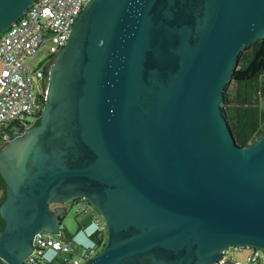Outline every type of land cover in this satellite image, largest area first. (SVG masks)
<instances>
[{"label":"water","instance_id":"water-1","mask_svg":"<svg viewBox=\"0 0 264 264\" xmlns=\"http://www.w3.org/2000/svg\"><path fill=\"white\" fill-rule=\"evenodd\" d=\"M36 1L0 0V36ZM262 39L264 0H91L64 47L73 78L58 77L43 126L2 157L0 264H25L36 234H61L52 206L79 199L107 232L84 264L264 250V135L238 146L222 112L240 53ZM54 105L71 125L65 151L61 132L47 135Z\"/></svg>","mask_w":264,"mask_h":264},{"label":"built area","instance_id":"built-area-1","mask_svg":"<svg viewBox=\"0 0 264 264\" xmlns=\"http://www.w3.org/2000/svg\"><path fill=\"white\" fill-rule=\"evenodd\" d=\"M90 1L37 0L22 19L0 36V136L5 135L7 127L23 125L29 117L35 119L38 115L43 94L35 91V77L41 79L42 75L39 68H31L30 64L46 48L49 58L57 56L66 46L77 19ZM89 209V203L84 202L83 211ZM91 227L94 229L87 237L96 231H106L99 214L94 215ZM60 236L45 232L36 234L33 252L25 264H49L56 260L63 264H84L99 252L95 245L89 243L90 246L84 248L85 252L78 254V259H62L61 255L72 257L75 253L69 242ZM218 263L264 264V250L233 247L224 251Z\"/></svg>","mask_w":264,"mask_h":264},{"label":"trees","instance_id":"trees-1","mask_svg":"<svg viewBox=\"0 0 264 264\" xmlns=\"http://www.w3.org/2000/svg\"><path fill=\"white\" fill-rule=\"evenodd\" d=\"M45 105L46 101L40 97V108L35 117L36 126L41 123ZM222 112L238 146L244 148L253 145L264 135V39L240 53L238 65L225 90ZM0 180L2 181L1 177ZM90 225L91 223L84 230L81 226L79 233L83 230L87 236L91 231ZM69 238L73 240L74 237ZM87 239L100 251L106 246L107 232L96 231ZM49 264L63 263L56 260Z\"/></svg>","mask_w":264,"mask_h":264},{"label":"flooded vegetation","instance_id":"flooded-vegetation-1","mask_svg":"<svg viewBox=\"0 0 264 264\" xmlns=\"http://www.w3.org/2000/svg\"><path fill=\"white\" fill-rule=\"evenodd\" d=\"M69 52V47L62 49L56 57H51L49 58L44 64L42 63L39 68V72L41 73V88H39V94H43V98L46 101V105L44 110L47 108L48 104V97H49V90L50 87L55 84V86L58 83V77L64 75L66 78V82H69L73 77L67 76L64 74L65 72L68 73V69H65V66L63 65V61L66 59L67 55ZM73 75V74H72ZM63 92H62V97H63ZM55 109L53 111V114L51 115V119L49 120L47 127H48V136H55L57 133L61 132V137H60V143L61 146H59V149L62 151H65L67 148V143L68 139L71 136L70 129V121L66 117H62L63 112L60 111V107H57L56 105ZM43 110V111H44ZM42 111L41 115V123L39 126L35 125V121L33 124H30V127L26 126L24 128L23 125H14V126H9L6 128L5 135L0 136V177L2 181L0 180V228L1 232L5 228L6 222H5V207L10 200V195H11V183L8 180V175L9 173L7 170L5 171V168L2 165V157L6 150L12 146L16 145H23L28 138L31 136L32 132L35 130L41 128L43 126V120H44V113ZM26 124H29L26 122ZM23 133L21 134L20 132ZM11 136H14L15 139L11 141ZM21 192V190H20ZM22 193V192H21ZM81 202H87L85 199H79L73 202L74 203H81ZM89 203V202H87ZM67 204H55L52 206V210L55 211L56 213H59L61 210H64L66 212L65 206ZM90 205V210L98 213L100 217L102 218V215L98 212L97 208L89 203ZM63 219V216L61 217ZM103 221V218H102ZM104 223V221H103ZM105 225V223H104ZM106 228V226H105ZM219 264V263H217ZM226 264H232V263H226Z\"/></svg>","mask_w":264,"mask_h":264},{"label":"rangeland","instance_id":"rangeland-1","mask_svg":"<svg viewBox=\"0 0 264 264\" xmlns=\"http://www.w3.org/2000/svg\"><path fill=\"white\" fill-rule=\"evenodd\" d=\"M49 59V52L48 49H43L37 57L31 62V68H38L40 65L45 63ZM41 79L35 77V91L39 92V85H41ZM35 119L33 117H29L26 122L29 124L27 125L30 127V124H33ZM84 202L81 203H70L65 206L66 212L62 219V226L60 228L61 238L65 239L71 245L72 249L74 250V255L70 257V255H61L62 259H78V254H82L85 252L84 248L90 246L87 236L83 233V230L87 225L92 223L93 217L95 215L94 211L88 210L87 212L83 211ZM81 226H83V230L79 233ZM48 234V233H47ZM79 234L80 236L75 238V236ZM69 236L74 237L73 240L69 238ZM78 244H81L79 246ZM237 259L240 258L236 256Z\"/></svg>","mask_w":264,"mask_h":264},{"label":"crops","instance_id":"crops-1","mask_svg":"<svg viewBox=\"0 0 264 264\" xmlns=\"http://www.w3.org/2000/svg\"><path fill=\"white\" fill-rule=\"evenodd\" d=\"M75 201H76V200H75ZM64 205H65V204H64ZM93 229H94V227H91V228H90V230H91V231H92ZM79 236H80V235H79V234H77V235L75 236V238H77V239H78V237H79ZM49 256H52V254L50 253V254H49ZM25 263H26V262H25Z\"/></svg>","mask_w":264,"mask_h":264}]
</instances>
